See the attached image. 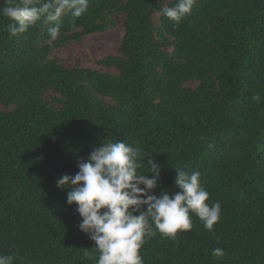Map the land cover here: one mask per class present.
<instances>
[{
	"label": "trees",
	"instance_id": "16d2710c",
	"mask_svg": "<svg viewBox=\"0 0 264 264\" xmlns=\"http://www.w3.org/2000/svg\"><path fill=\"white\" fill-rule=\"evenodd\" d=\"M165 3L176 0H89L55 40L45 23L13 37L0 15V255L14 264H96L56 181L103 141L153 154V194L178 191L174 168H187L221 203L214 233L193 214L190 232L144 244V264H264V0H196L179 23ZM115 16L124 34L103 70L51 57Z\"/></svg>",
	"mask_w": 264,
	"mask_h": 264
},
{
	"label": "clouds",
	"instance_id": "9594fccd",
	"mask_svg": "<svg viewBox=\"0 0 264 264\" xmlns=\"http://www.w3.org/2000/svg\"><path fill=\"white\" fill-rule=\"evenodd\" d=\"M196 0H176L160 9L163 16L179 23L190 14ZM0 15L8 18L7 31L15 37L37 23L51 24L48 35L57 39L61 17L70 12L72 23L88 10L89 0H4ZM259 101L260 97L254 96ZM75 175L64 174L57 187L67 193V204L76 205L82 218L80 231L94 242L96 264H144V244L158 234L176 240L179 232H190L193 214L204 228L214 233L221 219V203H209L210 193L202 185L201 173L174 168L178 191L169 194L159 188L160 168L155 157L124 141H103L86 159L77 161ZM88 253L85 252V255ZM224 255L222 248L211 250ZM14 255H0V264H14Z\"/></svg>",
	"mask_w": 264,
	"mask_h": 264
},
{
	"label": "rangeland",
	"instance_id": "374dc122",
	"mask_svg": "<svg viewBox=\"0 0 264 264\" xmlns=\"http://www.w3.org/2000/svg\"><path fill=\"white\" fill-rule=\"evenodd\" d=\"M158 16L155 15V20ZM114 22V26L101 33L82 37L78 41H71L62 48L53 50L51 57L57 59L65 67L77 64L85 68L103 70L97 61L116 55L124 34V16H115Z\"/></svg>",
	"mask_w": 264,
	"mask_h": 264
}]
</instances>
